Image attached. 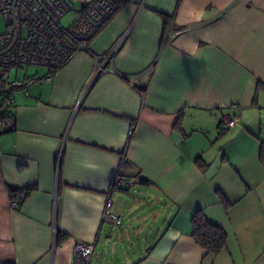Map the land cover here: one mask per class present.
Returning a JSON list of instances; mask_svg holds the SVG:
<instances>
[{
  "label": "crops",
  "instance_id": "crops-1",
  "mask_svg": "<svg viewBox=\"0 0 264 264\" xmlns=\"http://www.w3.org/2000/svg\"><path fill=\"white\" fill-rule=\"evenodd\" d=\"M88 46L14 76L39 80L0 132V264H75L79 243L90 264H264V0H126ZM197 210L227 234L216 255Z\"/></svg>",
  "mask_w": 264,
  "mask_h": 264
},
{
  "label": "built area",
  "instance_id": "built-area-1",
  "mask_svg": "<svg viewBox=\"0 0 264 264\" xmlns=\"http://www.w3.org/2000/svg\"><path fill=\"white\" fill-rule=\"evenodd\" d=\"M125 0H0V16L4 28L0 30V132L13 125V91L26 88L39 78L18 80L11 77L13 68L46 67L51 71L66 65L78 52L89 51L90 40L113 16ZM69 15L68 24L61 20ZM118 46L105 55L111 60ZM105 69L98 63L91 75L92 82ZM112 70V69H111ZM49 78V75L46 76ZM239 121L235 115L223 114L221 124L231 129ZM118 184L131 185L133 180L115 179ZM25 195L19 189L11 199V207L18 208ZM103 221L120 224V217L110 212L105 202ZM93 243H79L74 247L75 264H90Z\"/></svg>",
  "mask_w": 264,
  "mask_h": 264
},
{
  "label": "trees",
  "instance_id": "trees-1",
  "mask_svg": "<svg viewBox=\"0 0 264 264\" xmlns=\"http://www.w3.org/2000/svg\"><path fill=\"white\" fill-rule=\"evenodd\" d=\"M161 16H162L165 28H167L169 24L170 16H166L164 14H162ZM141 182L147 183V180L142 179ZM26 190L27 192L25 193L24 197L21 198V200H19L18 202L19 204L22 200L25 199V197H27L29 190L28 189ZM17 191H18L17 188H12V187L9 188L10 196L12 198H15V194ZM222 202L224 203L225 206L228 204L225 199H222ZM191 225H192L191 236L193 237L194 241L199 246L204 248L208 253H212L216 255L220 253L223 250V248L226 246L227 234L225 230L219 225L208 220L201 210H197L194 212L191 218ZM63 237L64 235L58 232L57 242L63 239Z\"/></svg>",
  "mask_w": 264,
  "mask_h": 264
},
{
  "label": "rangeland",
  "instance_id": "rangeland-1",
  "mask_svg": "<svg viewBox=\"0 0 264 264\" xmlns=\"http://www.w3.org/2000/svg\"><path fill=\"white\" fill-rule=\"evenodd\" d=\"M70 21V17H69V15H66V17L65 18H63L62 20H61V22H62V24H64V25H66V24H68V22ZM4 28V26H3V22H2V17L0 16V30H2ZM38 70H40L39 68H33V67H22V68H13V69H11V71H10V75H11V77H13V78H15V77H17V76H21V75H23V73H25V72H28V71H38ZM15 76V77H14ZM134 195H136V194H134ZM134 197V196H133ZM136 198L137 197H140V193L139 194H137L136 196H135ZM112 211V213H113V210H111ZM114 214V213H113ZM115 215H117V214H115ZM97 249H99V247L97 248ZM97 252V251H96Z\"/></svg>",
  "mask_w": 264,
  "mask_h": 264
}]
</instances>
